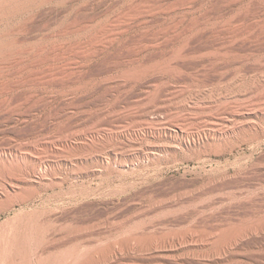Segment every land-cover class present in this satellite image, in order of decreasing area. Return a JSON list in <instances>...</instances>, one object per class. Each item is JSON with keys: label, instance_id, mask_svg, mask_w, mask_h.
<instances>
[{"label": "rangeland", "instance_id": "rangeland-1", "mask_svg": "<svg viewBox=\"0 0 264 264\" xmlns=\"http://www.w3.org/2000/svg\"><path fill=\"white\" fill-rule=\"evenodd\" d=\"M66 1V4H62L64 6L59 5L61 7L57 6L56 8V11L59 10L58 7L60 10H63L61 11V16L67 14V16H63L64 18L71 17V12L74 9L76 10L82 7L83 4L90 3V0ZM84 1L88 3H84ZM93 1H91V4L94 5L92 8L98 9L94 11L98 13L104 12L103 19L107 20L109 18L111 20L131 0ZM260 1L264 3V0ZM77 4L82 5L78 7ZM100 4L103 5L101 8ZM196 7L191 8L193 11H190L191 9L183 10L184 12L188 11L186 14L183 11L182 13L179 11L180 13L178 12L177 14L178 16L179 14L180 16L185 15V17H191L193 14L198 15L204 7ZM198 8L199 11L196 10ZM263 17L260 14L261 21L264 19ZM64 18L61 17L60 22L58 21L54 25L51 24L53 26L45 30L46 33L45 31L42 32L43 35L47 36L48 30L50 33L56 31ZM164 21H166V18L161 22L149 24L150 26L148 25L147 27L155 28L154 24H162L165 23ZM76 39L71 38V41H69L70 39L64 38L63 40L60 39V42L73 44V42L77 41ZM224 44L226 45V43H222V47H218V53L225 48ZM262 47L263 45H260V53L253 52L254 54L243 55V59H238L239 62L234 61L235 59L232 62L233 57L228 56L229 59L231 58V62L225 57V60L221 59L225 61L223 64L220 59L207 60L201 54V58L198 57L199 61L198 58L196 59L197 61L195 60L197 65L195 62L193 66L191 65L195 68H191L189 71L183 70L184 72H181V74L165 72L164 74L160 73V75L159 72H155L152 73L153 77L149 74L146 80L141 81V84L140 82H136V84L131 83V85L130 82H127L128 84L125 82L115 83V86L112 84L114 87L110 85L111 88L109 90L111 91H106L105 96H103L104 98L101 97L102 100L100 98V100L97 99L99 101L94 102L95 106L92 103L93 105L90 104L92 107L89 105L75 111L68 110L66 113L64 111L63 115L61 113L63 111H56V113L55 109L52 110V107L54 108V105L57 106L59 101L61 103L63 101L62 104L70 102L73 96L68 94L61 95L60 93L58 95V88L46 87V89L45 87H37L36 89L34 87L35 89H31V92L38 93L39 97L45 95L42 97H46L45 100L47 99L46 102L48 104L49 99H51L50 103H52L50 105L52 106L49 105L50 107L43 103L31 107L30 103L25 102L22 88H18L16 91L13 90L9 94L7 93L9 96L2 93L3 95H0V104L4 105L5 102V106L1 105L0 107V163L5 166L7 165V167H10V165L11 167H14L13 165L16 167L20 165V168L17 167V169H28L35 161L44 162L45 164L41 168H38V174L30 177V179L27 177V180L21 186L17 185L23 189H26V187L27 189H32L33 192L26 201L21 203L15 202L9 210L0 211V226H2L0 228H5L6 225L2 224L10 218L19 216L29 219L36 225L42 236L49 237L47 239L54 242L56 240L60 242V244L59 242H55L61 247V249H57L58 251L56 250V256L63 249H70L72 247L94 250L99 248L100 245L101 247H109L108 245H110V247L112 246L115 249L116 254H114L111 262H104L102 264H189L190 261H193L191 264H207V262L208 264H235L237 259L230 261L232 258L228 254L222 256L216 255V258L213 257V260H210L212 257L208 260L209 257L206 256L208 246L195 243V239L192 236L195 233L198 234L197 232L205 233V235H217L220 230H225L232 224L241 223L245 226H252L260 225L264 221V199H262L264 195V135H260V129H264V122L263 124L255 122L257 130L253 129L254 132L252 134L255 135L252 139L238 141L233 147L214 148L213 145H210L213 143H207L206 140H204L205 144L200 143V147L194 144L192 138L190 140L179 138L176 135L178 132V128L176 127H167L166 135H163L164 137H159L156 133H153L150 129H144V127L136 128V121L137 123L140 122L136 116L141 113V106L144 104L138 105V108L135 107L136 109L134 108L135 111L133 112H138V114L135 115L133 120L131 119L129 122H126L129 125L126 124L125 126L121 121H118L117 114L121 115L127 108H133L134 105L130 102H133L136 98L130 99L132 93L140 94L141 91L146 90L150 84L153 85L154 83H156L155 86H157V83L158 87L161 86L160 88L157 87L159 90L161 88L162 90L168 88L174 91H184L186 94L198 92L201 95L214 94L216 96L218 92H223L224 87L229 86V82L233 81L238 73L243 72L247 77L263 79L264 47ZM169 48L170 46L164 48L162 46L160 49L168 51ZM251 54L253 55L252 57H250ZM201 59L202 61L205 59L206 62L204 61V64H207L204 65ZM244 59L247 61H244ZM72 61L74 60L72 59ZM234 62L239 64H235ZM173 66L175 67V64H172L171 67ZM185 73L187 74L185 75ZM171 74L173 75L170 76ZM148 77L149 79H147ZM123 83L125 87H123ZM39 88L43 90H41V93ZM218 88H221L220 91H218ZM133 90L135 91L132 92ZM5 96L8 99L4 98ZM59 97L63 98L62 101ZM3 98L6 100L4 101ZM52 99L55 101H52ZM231 99L235 101V99L227 97V100H230V102ZM242 99L237 98V100ZM225 100L222 99V102H219V104L216 102V106L213 103V107L212 104L208 105L211 108L205 106L203 110L197 112H188V110L175 112L174 110H170L168 116L169 113L170 118H176L179 115H186L185 117H187L189 114L187 118H191L193 123H200L207 116L206 112L214 114L217 111L215 112L217 115V109H219V114H221V104L228 103ZM117 105H120V107ZM122 105H125L126 109H123ZM40 106L43 108H37ZM48 109L51 110L49 111ZM208 109L211 110L209 111ZM115 112L116 116H113L112 113L115 114ZM59 114L63 117H60ZM190 114H192V117ZM54 115H58L57 118H59L57 119ZM112 119L117 120L116 126L123 124L121 128L111 130L113 134H118L119 137L117 139L113 138V141L108 140V142H106L107 140L95 141L92 138L89 139L90 137H85V140L78 139L77 134L80 131L96 129L94 126L102 122L106 124L111 122ZM192 119H196L195 122ZM131 121H135V124ZM192 130L189 129L191 133H194V130ZM16 146L31 148L29 151L27 150L28 152L22 151L21 154H18V157H24L22 162L19 160V163L15 160L16 154L14 155L13 153L12 155V152H9L10 148ZM150 148L158 149L154 152L151 151V156L147 159L144 154ZM32 150L33 152H30ZM16 163L18 164L16 165ZM121 164L125 166H121ZM12 169V172L9 170L5 174L0 169V185L5 183L10 184L9 179L14 178L13 176L16 173L19 176V171L15 167L14 169L17 172ZM10 172L11 175L9 174ZM258 176H260L259 179ZM242 184L243 186H241ZM232 197H240L238 199L240 201H245L246 198L250 199L245 201L246 203L248 202L247 208L249 209H245L247 210V212L245 211L247 215L239 217L241 222L237 221L236 218L227 219L226 217L227 220L225 219L223 213L226 211L225 209L230 204L238 201L235 198H233V201H230L229 199H232ZM185 211L186 216L184 215ZM213 211L216 213L214 214ZM209 213L210 216H208ZM219 214L221 217H224L216 218ZM181 216L182 218H180ZM170 220L174 222L171 223ZM255 236L257 237L254 238L255 240L253 239L255 243L254 247L245 249L248 252V254L245 253L247 255V259L245 260L246 263L248 261L247 264H253L252 259L254 258V254L252 253L255 252L256 254L257 249L260 247V264H264V238H261V234ZM136 238H141V243H146H143V251H139V253L138 249L135 248L138 246L136 245L137 243H134V240H138ZM128 239L131 241L127 243L126 240L128 241ZM158 240L161 242L159 245H155L153 242L158 243ZM164 240L167 244L164 243ZM190 241L194 243H190ZM64 242L67 243L66 246ZM250 255L252 258H250ZM187 259L188 261H186Z\"/></svg>", "mask_w": 264, "mask_h": 264}, {"label": "bare ground", "instance_id": "bare-ground-1", "mask_svg": "<svg viewBox=\"0 0 264 264\" xmlns=\"http://www.w3.org/2000/svg\"><path fill=\"white\" fill-rule=\"evenodd\" d=\"M91 1L92 0L86 5L83 4L82 1V7L76 10L74 9V11L71 12V17L68 16V18H64L63 16L65 14L61 16V11L63 10H60L59 7L61 6L59 5L67 2L66 0H0V95L2 93L4 95L7 93L9 94V92H13V90L16 91V89L22 88L25 102L30 103L31 107L37 106V104L40 103L49 106L52 103H50L51 99H49L48 104L46 102L47 99L45 100L46 97H42L45 95L39 97L37 95L38 93L35 94L31 92V89L34 87L36 89L37 87L58 88V95L68 94L73 96L71 101H67L68 103L66 104H62L63 98L61 99L60 97L62 103L57 101L60 105L57 104V106H55L53 104L54 108L52 107V110L55 109V112L63 111L61 112L63 115L64 111L66 113L68 110H79L82 107L89 106L95 101H99L101 97L105 96V92H108L112 84H114V86L116 85L115 83L120 82H130V85L131 83L136 84V82H140L141 84L142 80H146L149 74L152 76V73L155 72H159V74H164L165 72L181 74V72L185 70L189 71V69L195 68L192 66L198 57L201 58V54L206 57L207 60L220 59V61H222L221 59L227 57L230 61L231 58H228V56H230L233 57L232 62L234 59V61L239 62L238 59L240 58L241 60L243 55L247 56L249 53L254 54L253 52H257L258 54V52L260 53V45L264 47V19L262 21L260 20V14L264 16V3L260 0H131L128 1L123 10L120 9L117 14L115 13L116 16L114 15L115 17L113 19L110 18L111 20H109V18L107 20L105 18L103 19L104 12H95L94 10L97 8H92L94 5L91 4ZM85 2L86 1H84V3ZM82 4L77 5L79 7ZM57 6H59L58 9L60 11H56ZM102 6L103 5H101L100 8ZM196 6H199V8L204 7L202 10L200 9L202 11L201 13L197 12L198 15L193 14L191 17H185V15L180 16L179 14L178 16L177 14L179 11L182 13L183 10H190ZM199 8L196 10L199 11ZM190 11H193V9ZM187 12L185 11L184 13L186 14ZM65 16H67V14ZM61 17L64 18V20L61 21L57 30L52 31L53 33H50L48 30L50 34L47 31V36L43 35L42 32L49 29L54 23L60 22ZM165 18V23L158 25L154 24V26H156L155 28L147 27L149 24L152 25V23L161 22L165 20ZM64 38L67 40L70 39L69 41H71V38H77V41L72 40L76 41L73 42V44L60 42V39L63 40ZM222 43H226V45L224 44L225 48H222L223 50H221L220 53L223 52L220 55V53H218V47H220ZM162 46L163 48L170 46V48L168 51H162L163 49H160ZM252 54L250 57L253 56ZM72 59L74 61H72ZM205 59H203V61L201 59L203 64L204 61L206 62ZM224 60L222 63L225 62ZM244 61L247 60L244 59ZM172 64H175V67H171ZM187 73H185V75ZM262 76H264V74ZM147 79H149V77ZM230 82L229 86L226 88L224 87L223 89L221 87L223 92L216 93V96L209 93V95H201L198 92L186 94L184 91H174L168 88L163 90L161 88V90H159L158 88L161 86L158 87V83L157 86H155L156 83L153 84L154 86L152 84H150V86L147 84L149 88L144 85L147 89L144 90L143 88L144 91H141V93L138 92L140 94H135V90L132 91L134 94L131 92L130 99H136H134L135 101L133 100V102H129L134 106L132 108L131 105V108L126 109L125 105H122L123 109L125 108L126 111L121 115L118 113L117 120L121 121L125 126L126 124L129 125V123L126 122H129L131 119L133 120L135 115L138 114V112H133L136 109L135 107L138 108V105L144 104L141 106V113L136 116L140 122L137 123L136 121L135 124V121H133L134 124L137 125L136 128L144 127V129H150L153 133L161 137L164 134L166 135V128H170L171 126L178 128L176 135L179 138L189 140L192 138L195 145L200 146V143L205 144L204 140H206L207 143H213L210 145H213L214 148H225L226 146L233 147L238 141H243L245 139L250 140L254 137L255 134L253 135L252 132H254L253 129L257 130L256 121L262 124L264 122V78L247 77L245 73L241 72ZM123 87H125L124 83ZM138 88L140 89V87ZM220 89L218 88V91H220ZM41 90L42 89H40V93ZM227 97H231L235 99V101L231 99L230 102V100H227ZM4 98L8 99L7 96ZM4 98L3 100L5 101L6 99ZM237 98L243 99L237 100ZM222 99H226L228 103H223L224 106L220 103L222 106L220 110L221 114H219V109H217V115L215 114L217 111H215L214 114L206 112L205 114L207 116L204 117V120L202 119L203 121L200 119V123H193L191 118H187L189 114L187 117H185L186 115H179V117L170 118L169 113L168 116L170 110H174L175 112L187 110L188 112H197L203 110L205 106L211 108L208 105L212 104L213 107L214 103L216 106L217 103L219 104V102H222ZM52 101L55 100L52 99ZM1 105L2 104H0V107ZM120 105L117 106L120 107ZM2 106H5V102ZM42 106L37 108H41ZM93 106H95V103ZM90 107L92 106L90 105ZM123 109L119 110L122 111ZM48 110L50 111L51 109ZM208 110L210 111L211 109ZM112 115L116 116V112L115 114L112 113ZM191 115L192 114H190V116ZM57 116L55 117L57 118ZM117 120L112 119V121L110 120L111 122L108 123H106V121H108L106 120V124L102 122L94 126L96 129L90 128L91 130H82L83 132L80 131L79 134H77V132V137L82 140H85V137H90L89 139L92 138L95 141H113V138L117 139L119 136L118 134H113L112 129L121 128L123 125L116 126ZM192 120L195 122L196 119ZM189 129H193L194 133H191ZM260 135H264V129H260ZM195 136H197L196 139H194ZM175 143L177 142L175 141ZM30 149L16 146L10 148L9 152H12V155L13 153L14 155L16 154V158H14L19 163V160L22 162L24 157H18V154H21L22 151H29ZM157 149H148L144 156L148 159L151 156L150 152H154ZM33 150L30 152H33ZM18 163H16V165ZM44 164V162L35 161L28 169H19L20 165L17 166L19 167L17 169V167L13 165L20 174L17 176V173H14L16 177L14 175V178H8L10 180L9 183H12V185L6 183L0 185V211L9 210L13 206V203L24 202L31 196L33 192L32 189H27V187L23 189L17 185L21 186V184L25 183L27 177L30 179V177L38 174V168H41ZM122 165L123 164H121V166ZM14 167H11V165L7 167V165L5 166L0 163V169L3 170L2 172H4V174L6 172L8 173L9 170L11 171L12 168V170L15 171L16 169H14ZM17 170L15 172H17ZM11 172L9 173L10 175ZM259 178L260 176H258V179ZM241 186H243V184ZM235 197L229 200L233 201ZM263 197L262 199H264ZM239 198L237 197L235 199L238 200ZM248 199L246 198L245 201H248ZM245 201L238 200L236 202L234 201L235 203L231 202L233 204H230L228 208L225 209V212L221 211L224 213L225 219L226 217L227 219L236 218L237 221L241 222L239 217L246 214L247 210L245 209H249L247 208L248 202L246 203ZM218 213L220 212L218 211ZM185 214L186 211L184 212V215ZM208 216H210V213ZM218 217H221L220 214L216 216V218ZM180 218H182V216ZM173 222L174 221H171V223ZM2 225H6V227L0 228V264H102L104 262H111L114 258V254H116L112 246H102V248L100 245L99 248L94 250L77 249L74 247L63 249V251H60V255L58 254V256H56V250L61 249L60 245L56 244L59 241L56 240L55 243L47 239L49 237L46 238L42 236L36 225L29 219L18 216L6 220ZM197 233L198 234L195 233L192 238L195 239V243L197 242L208 246V250L206 251V256L209 257L208 260L210 257H212L210 260H213L216 258V255L222 256L228 254L229 257L232 258L230 261L237 259L236 262L234 261L235 264H247L248 261L246 263L245 259H247L246 254H248V252H246L245 249L254 247L253 245L255 243L253 239L257 237L255 235L261 234V238H264V221L260 223V225L252 226H245L241 223L232 224L225 230H220L217 235H205V233L202 234L201 232ZM130 241L129 239L128 241L126 240L127 243ZM141 241V238L134 240V243L138 245L135 247L138 249V253L139 251H143L144 248L142 245L145 242L141 243ZM161 241L163 243V239ZM161 241L158 240V243H153L159 245ZM191 242L193 241H190V243ZM127 243H125V245H127ZM164 243L167 244L165 240ZM66 244L67 243H65V246ZM154 248L156 247L154 246ZM252 254H254V258L252 259L253 264H260V247L257 249L256 254L255 252ZM251 255L250 258H252ZM186 261H188V259ZM191 262L193 263V261H190L189 264H191Z\"/></svg>", "mask_w": 264, "mask_h": 264}]
</instances>
